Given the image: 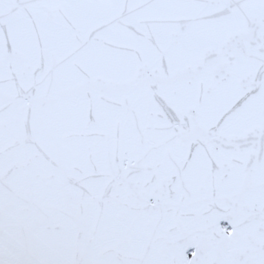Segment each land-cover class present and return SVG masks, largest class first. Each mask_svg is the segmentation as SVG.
I'll return each mask as SVG.
<instances>
[{
  "label": "snow or ice",
  "instance_id": "6c2138e0",
  "mask_svg": "<svg viewBox=\"0 0 264 264\" xmlns=\"http://www.w3.org/2000/svg\"><path fill=\"white\" fill-rule=\"evenodd\" d=\"M0 264H264V0H0Z\"/></svg>",
  "mask_w": 264,
  "mask_h": 264
}]
</instances>
